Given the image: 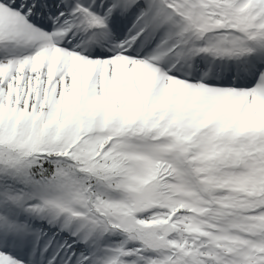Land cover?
I'll use <instances>...</instances> for the list:
<instances>
[{"label":"snow or ice","instance_id":"6c2138e0","mask_svg":"<svg viewBox=\"0 0 264 264\" xmlns=\"http://www.w3.org/2000/svg\"><path fill=\"white\" fill-rule=\"evenodd\" d=\"M36 220L65 264H264V0H0V264Z\"/></svg>","mask_w":264,"mask_h":264},{"label":"bare ground","instance_id":"6f19581e","mask_svg":"<svg viewBox=\"0 0 264 264\" xmlns=\"http://www.w3.org/2000/svg\"><path fill=\"white\" fill-rule=\"evenodd\" d=\"M39 221L36 220L33 222V226L34 227H38V226H41L42 225V222L41 224L38 223ZM43 227H45V229L47 230L48 234H52L54 235V241L53 243L50 245V247L48 248V251L47 253L44 254V257L48 255V260L51 259L53 256H55L57 254V252H59V257L57 258V261L56 262H60L61 264H65V261L67 260L68 256L67 254L65 253V251H61V247L66 243H71V239H69L68 237V234L67 233H60L59 232V229L58 228H55V227H49L48 225H43ZM108 239L106 238V241ZM105 241V242H106ZM45 247V246H44ZM76 247H79V248H84V245L82 244H79V245H76ZM69 254V253H68ZM62 255V258H60V256ZM43 257V258H44ZM74 259V258H73ZM37 260L40 262L43 260L41 257L39 258L37 255H36V264H37Z\"/></svg>","mask_w":264,"mask_h":264},{"label":"rangeland","instance_id":"374dc122","mask_svg":"<svg viewBox=\"0 0 264 264\" xmlns=\"http://www.w3.org/2000/svg\"><path fill=\"white\" fill-rule=\"evenodd\" d=\"M107 239L108 240L106 241V243H113V242L117 243L122 240V237L114 236V237H108Z\"/></svg>","mask_w":264,"mask_h":264}]
</instances>
